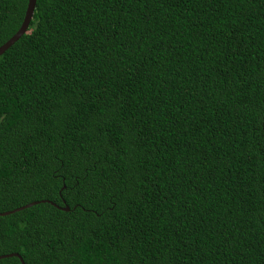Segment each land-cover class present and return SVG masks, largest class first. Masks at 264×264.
I'll list each match as a JSON object with an SVG mask.
<instances>
[{
    "label": "trees",
    "instance_id": "1",
    "mask_svg": "<svg viewBox=\"0 0 264 264\" xmlns=\"http://www.w3.org/2000/svg\"><path fill=\"white\" fill-rule=\"evenodd\" d=\"M35 202L0 256L264 264V0H36L0 56V214Z\"/></svg>",
    "mask_w": 264,
    "mask_h": 264
},
{
    "label": "water",
    "instance_id": "2",
    "mask_svg": "<svg viewBox=\"0 0 264 264\" xmlns=\"http://www.w3.org/2000/svg\"><path fill=\"white\" fill-rule=\"evenodd\" d=\"M35 4H36V0H28V3H27V7H26V11H25V15H24V18H23V21L18 29V31L6 42L4 43L2 46H0V56L7 50L9 49L15 42H17L23 35L26 34L28 28H29V25H30V22L32 20V17H33V13H34V10H35ZM42 202H46V201H42ZM39 202H35V203H31V204H28L24 207H21V208H18V209H15L11 212H5V213H1L0 216H6V215H9V214H12L14 212H18V211H21L23 209H26V208H30L36 204H38ZM51 205L55 206L53 203H50ZM63 211H69V208L68 207H64V208H61ZM11 257H16L19 259L20 263L21 264H24L22 258L14 253V254H9V255H5V256H0V260L1 259H5V258H11Z\"/></svg>",
    "mask_w": 264,
    "mask_h": 264
}]
</instances>
